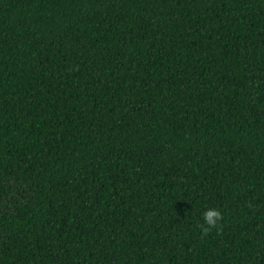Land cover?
I'll list each match as a JSON object with an SVG mask.
<instances>
[{"label": "trees", "instance_id": "obj_1", "mask_svg": "<svg viewBox=\"0 0 264 264\" xmlns=\"http://www.w3.org/2000/svg\"><path fill=\"white\" fill-rule=\"evenodd\" d=\"M0 264H264V0H0Z\"/></svg>", "mask_w": 264, "mask_h": 264}, {"label": "clouds", "instance_id": "obj_2", "mask_svg": "<svg viewBox=\"0 0 264 264\" xmlns=\"http://www.w3.org/2000/svg\"><path fill=\"white\" fill-rule=\"evenodd\" d=\"M201 216L202 222H198V227L202 233H207L213 228H218L222 220V213L216 207H206Z\"/></svg>", "mask_w": 264, "mask_h": 264}]
</instances>
